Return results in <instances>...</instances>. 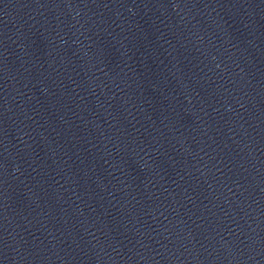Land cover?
Instances as JSON below:
<instances>
[{
    "label": "water",
    "instance_id": "95a60500",
    "mask_svg": "<svg viewBox=\"0 0 264 264\" xmlns=\"http://www.w3.org/2000/svg\"><path fill=\"white\" fill-rule=\"evenodd\" d=\"M0 264H264V0H0Z\"/></svg>",
    "mask_w": 264,
    "mask_h": 264
}]
</instances>
